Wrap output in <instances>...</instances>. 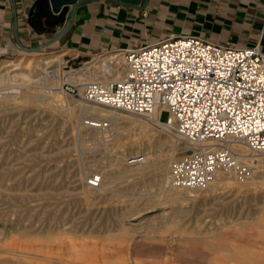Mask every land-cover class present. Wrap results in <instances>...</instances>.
I'll use <instances>...</instances> for the list:
<instances>
[{"label": "rangeland", "instance_id": "1", "mask_svg": "<svg viewBox=\"0 0 264 264\" xmlns=\"http://www.w3.org/2000/svg\"><path fill=\"white\" fill-rule=\"evenodd\" d=\"M48 41L0 59V264H264V178L255 168L264 169V153L250 157L253 173L245 183L217 184L214 192L201 188L175 203L166 193L158 201L137 197L141 190H158L149 175H128L89 190L87 182L108 172L123 142L146 145L125 150L119 169L151 157L159 143L168 176L170 162L186 149L173 148L166 134L140 116L61 90L65 82L81 88L119 80L120 60L98 74L82 72L98 56L120 50L81 57L46 46ZM57 55L35 76L38 59ZM18 73L39 81L32 88L11 85L8 74ZM33 90L34 101H26ZM86 107L114 117L97 120ZM167 116L162 112L160 119Z\"/></svg>", "mask_w": 264, "mask_h": 264}, {"label": "built area", "instance_id": "2", "mask_svg": "<svg viewBox=\"0 0 264 264\" xmlns=\"http://www.w3.org/2000/svg\"><path fill=\"white\" fill-rule=\"evenodd\" d=\"M120 1V0H116ZM123 78L61 90L80 100L142 117L185 152L169 165L175 188L201 189L222 171L239 183L250 157L264 153V51L197 36L123 49ZM68 61L66 62V64ZM167 120L160 119L161 113ZM89 182L97 186L98 177Z\"/></svg>", "mask_w": 264, "mask_h": 264}, {"label": "crops", "instance_id": "3", "mask_svg": "<svg viewBox=\"0 0 264 264\" xmlns=\"http://www.w3.org/2000/svg\"><path fill=\"white\" fill-rule=\"evenodd\" d=\"M34 2L0 0V59L55 33L29 26L27 13ZM183 35L240 48L259 43L264 51V0H148L143 11L87 0L76 8L70 30L50 47L87 57Z\"/></svg>", "mask_w": 264, "mask_h": 264}, {"label": "bare ground", "instance_id": "4", "mask_svg": "<svg viewBox=\"0 0 264 264\" xmlns=\"http://www.w3.org/2000/svg\"><path fill=\"white\" fill-rule=\"evenodd\" d=\"M121 52V51H120ZM120 55V56H119ZM60 55L57 56H47V57H42L40 59H38L39 61V66H37L34 70L35 71V76L40 75L46 68L47 65H49L52 62H57L59 60ZM119 57V58H118ZM116 60H120V64L123 61V56H122V52L119 54H111L108 56L105 55H101L98 56V58L93 59L92 63H86L90 64L87 65L85 67V69L83 70L82 74L88 73L89 71L92 72L93 74H98L101 73L106 67H107V63H111L113 64L114 61ZM37 61V60H36ZM28 62V61H27ZM116 63V62H115ZM15 66V65H14ZM13 66V67H14ZM17 66V65H16ZM26 66V65H25ZM36 66V65H35ZM14 67L12 70H16ZM28 68V67H27ZM74 71V70H73ZM109 70H106V72H108ZM76 72V71H75ZM59 73V72H58ZM82 74H79L80 79L82 78ZM10 76V81L12 82L11 85H22V86H26V87H33L35 86V84L38 83V79H33L31 76L28 75H24V74H8V77ZM19 76V77H18ZM96 76V75H95ZM63 78V77H61ZM78 78V80H79ZM123 75L121 72V76L119 78L122 79ZM88 79V78H87ZM118 79V78H117ZM116 80V79H115ZM64 81V80H63ZM30 90V89H29ZM32 90V89H31ZM35 90V89H34ZM33 90V91H34ZM12 91V90H11ZM38 92V91H37ZM37 92L34 91H28L27 94L29 95V97L27 96L25 99L28 102H33L34 100L31 99L32 97H34V95L37 94ZM45 93V92H44ZM43 93V94H44ZM14 96V95H13ZM8 97V96H7ZM19 98V97H18ZM4 99V98H2ZM9 99V98H8ZM24 99V100H25ZM14 100V99H13ZM5 101V100H4ZM11 102V101H10ZM6 103V102H5ZM9 103V102H8ZM16 107V106H15ZM85 111L88 112L91 115H94L95 118L97 120H100L102 118L105 117H114V114L112 113V111H106L104 109H98L95 107H86ZM6 112V111H5ZM76 120V119H75ZM94 121V120H93ZM92 121V122H93ZM90 122V121H89ZM99 122V121H98ZM146 122V121H145ZM96 123V122H95ZM91 124V122L89 123ZM85 125V124H84ZM102 125V124H100ZM81 126H83V123H81ZM86 126V125H85ZM91 126H96L93 123L91 124ZM101 127V126H100ZM141 129V127H138ZM147 128V127H146ZM81 130V129H80ZM156 130V129H155ZM147 131V130H146ZM144 130L145 133H148V131L146 132ZM152 133V132H151ZM153 136V135H152ZM139 138V137H138ZM96 139V138H95ZM132 139V138H130ZM126 141V140H125ZM159 141V140H158ZM146 144L145 142L141 141V140H137V139H133L130 141H126L123 142L122 144H119V147L117 148V151H115L116 156L115 158L112 160V163L109 164L108 162V172L107 173H101L99 174L100 176L98 177V183L97 186H100V188H102V186L105 183H112L115 181V179H120L130 175H140L141 177H146V176H154L155 178V183L157 184L158 190L157 191H151L149 189L144 190L141 192H139V195H137L138 198L140 199H144L146 202H149L151 199H153V201H158L161 198L165 197L164 194L166 193L168 198L175 203L177 200H179L180 198H182L181 196H185L190 192H195V190L200 191V189H189V188H175L171 182H170V178L168 176V173H166L165 170L162 169V166L164 165V159L161 156V153L163 150H161V146L159 143H157L155 145L156 149L154 150V152L152 153L151 157L145 156L139 159H132L129 162V166L124 167L123 169H119L120 168V160H122L123 158V153L125 150H138L141 147H144ZM148 145V144H147ZM162 145V144H161ZM150 148V147H149ZM171 148V147H170ZM173 148H175V146H173ZM19 149V148H18ZM166 150V149H165ZM167 151V150H166ZM173 151V150H172ZM130 152V151H129ZM70 153V152H69ZM114 153V154H115ZM45 154V153H44ZM172 154V153H171ZM146 155V154H145ZM42 156V155H41ZM114 156V155H113ZM139 156V155H138ZM8 157V156H7ZM40 157V156H39ZM46 158V157H45ZM6 161V160H5ZM17 161V160H16ZM248 161H253L252 158H249ZM255 161V160H254ZM257 161V160H256ZM6 163V162H5ZM257 163H259L257 161ZM26 164V163H25ZM104 164V163H103ZM101 165V164H100ZM105 165V164H104ZM260 165V164H259ZM258 164L255 165L256 169H259L258 173L260 174V176H262V178H264V169H261V167ZM264 166V165H263ZM107 167V166H106ZM264 168V167H263ZM253 173V172H252ZM16 177V176H15ZM19 177V176H18ZM82 177V176H81ZM140 177V178H141ZM258 177V176H257ZM7 178V177H6ZM14 179V178H13ZM34 179V178H33ZM86 180V179H85ZM122 180V179H120ZM35 182V181H34ZM232 182H236L235 178L233 177V175H231L229 172L226 171H222L218 174V176L216 177V179L208 184L206 187H204V190H208L210 192H214L216 191V185L217 184H222V185H229ZM262 182V181H261ZM16 183V182H15ZM148 183V182H147ZM166 183H168L167 186V190H165L166 188H164V186H166ZM237 183V182H236ZM87 184L91 187H89V190H91L92 187V183L91 182H87ZM114 184V183H113ZM239 184V183H238ZM87 187V188H88ZM226 187V186H225ZM94 189V188H93ZM98 189V188H97ZM152 189V188H150ZM95 190V189H94ZM101 190V189H99ZM106 190V189H105ZM85 194V193H84ZM205 194V193H204ZM206 196V195H205ZM9 197V196H8ZM135 197V198H137ZM167 199V198H166ZM136 200V199H135ZM163 200V199H162ZM168 200V199H167ZM166 200V203H167ZM162 202V201H161ZM178 203V202H177ZM182 203V202H181ZM137 204V203H136ZM164 204V203H163ZM204 204V203H203ZM132 205V204H131ZM171 205V204H170ZM175 205V204H173ZM264 205V204H263ZM184 209V208H183ZM192 209V208H191ZM182 211V210H181ZM183 212V211H182ZM187 216V215H186ZM260 216V215H259ZM175 217V216H174ZM184 217V216H183ZM163 218V217H162ZM178 218V217H177ZM247 222V221H246ZM168 223V222H167ZM243 224V223H242ZM257 227V226H256ZM134 229V228H133ZM138 229L136 228V231ZM135 231V230H134ZM258 233V232H257Z\"/></svg>", "mask_w": 264, "mask_h": 264}, {"label": "water", "instance_id": "5", "mask_svg": "<svg viewBox=\"0 0 264 264\" xmlns=\"http://www.w3.org/2000/svg\"><path fill=\"white\" fill-rule=\"evenodd\" d=\"M87 0H35L27 13V22L35 32L46 29L55 31L45 44L51 45L60 40L71 28L76 8ZM118 6L143 11L148 0H107ZM142 3V4H141ZM39 48H32L38 50Z\"/></svg>", "mask_w": 264, "mask_h": 264}]
</instances>
